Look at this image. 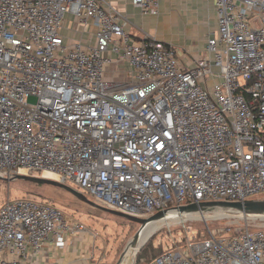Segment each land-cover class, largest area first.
Here are the masks:
<instances>
[{
	"label": "built area",
	"instance_id": "2783aa9c",
	"mask_svg": "<svg viewBox=\"0 0 264 264\" xmlns=\"http://www.w3.org/2000/svg\"><path fill=\"white\" fill-rule=\"evenodd\" d=\"M208 1L216 30L183 64L101 0H0V176L51 173L141 218L264 194V0ZM130 3L160 13V0ZM66 14L94 27L93 43L65 41ZM238 214L244 226L186 236L143 264H264L260 215ZM81 236L93 238L45 200L0 205V264H37L46 243Z\"/></svg>",
	"mask_w": 264,
	"mask_h": 264
},
{
	"label": "rangeland",
	"instance_id": "374dc122",
	"mask_svg": "<svg viewBox=\"0 0 264 264\" xmlns=\"http://www.w3.org/2000/svg\"><path fill=\"white\" fill-rule=\"evenodd\" d=\"M151 27L154 33H158L159 30L161 34L163 33L178 43L184 40L188 29L193 27V24L185 20H175L172 17H169V20L161 17L160 23L156 27L155 24ZM120 74L126 76L127 73ZM13 197L45 200L61 208L67 216L84 224L93 236L89 243V251L85 256H88L87 262L91 264H125L129 253L128 242L139 229L138 223L89 206L59 188L46 185L37 186L22 180L10 182L0 180V205L7 198ZM249 198L264 199V194ZM93 201L102 204L98 200ZM202 215L199 213L184 216L176 215L155 222L153 227H148L141 236L138 245H142L139 247L132 264L148 261L151 257L168 249L170 245L185 239L186 236L204 235L209 230H228L245 225L239 214L231 210L217 209L206 211ZM252 225H264V215L257 217Z\"/></svg>",
	"mask_w": 264,
	"mask_h": 264
},
{
	"label": "crops",
	"instance_id": "0c3cea01",
	"mask_svg": "<svg viewBox=\"0 0 264 264\" xmlns=\"http://www.w3.org/2000/svg\"><path fill=\"white\" fill-rule=\"evenodd\" d=\"M104 6L107 3L118 10L125 19V30L133 38L140 39L144 36L156 37L157 39L171 44L176 49L177 57L183 64H189L192 59L199 57L204 50L207 36L216 30V10L214 3L208 0H160V13L158 16L142 15L134 7L130 0H101ZM161 17L169 20H185L193 24L188 29L184 40L173 41L170 37L161 34L158 30L153 32L151 26L155 27L161 21ZM94 27L86 26L76 20L72 14H66L61 33L65 41H80L88 44L93 43ZM110 77V75H107ZM91 240L86 237H76L67 240L64 248H55L51 242L45 244V250L36 260L37 264H91L84 260L89 251Z\"/></svg>",
	"mask_w": 264,
	"mask_h": 264
},
{
	"label": "water",
	"instance_id": "95a60500",
	"mask_svg": "<svg viewBox=\"0 0 264 264\" xmlns=\"http://www.w3.org/2000/svg\"><path fill=\"white\" fill-rule=\"evenodd\" d=\"M29 101H35L34 97H29ZM0 180L4 181H15V180H22L26 182L36 183V184H42L47 186H52L55 188H59L61 190H64L68 193H70L72 196H74L76 199L88 204L89 206H92L94 208L100 209L105 212H109L111 214L126 218L132 222L138 223L139 229L135 232L133 237L129 240L128 245H131L132 247L137 245L138 238L140 231L150 222L153 221H159L163 218L167 217L166 212L164 210L158 211L157 213L147 217V218H141L136 216H131L125 213H122L120 211H116L107 207H104L100 204H97L96 202L88 199L85 195L82 193L74 190L73 188L58 182L56 180L45 178L43 176L39 175H33V174H22V173H16L13 174L11 177H2L0 176ZM177 212L180 215L183 214H192V213H201L203 214L206 211H214L217 209H226L231 210L236 213L240 214H251V215H264V199H247L244 201H236V202H230V201H207V202H199L191 203L187 205H181L176 207Z\"/></svg>",
	"mask_w": 264,
	"mask_h": 264
},
{
	"label": "bare ground",
	"instance_id": "6f19581e",
	"mask_svg": "<svg viewBox=\"0 0 264 264\" xmlns=\"http://www.w3.org/2000/svg\"><path fill=\"white\" fill-rule=\"evenodd\" d=\"M22 174H24V173H22ZM42 176L45 177V178H50V179H55V178H56V175L51 174V173H43ZM199 214H201V213H199ZM176 215L182 216V215H180L177 211H171V212L168 213L167 217H166L165 219H163V220H166V219H168V218L174 217V216H176ZM201 215H202V214H201ZM202 216H204V215H202ZM200 217H201V216H200ZM159 221H162V220H159ZM155 222H158V221H153V222L148 223V224H147V225H146V226L140 231L139 238H138V242H137V245H136V246L132 247L131 245H129V253H128L127 260H126L125 264H132L133 259H134L135 255H136V253H137L139 247L142 245V244H141V245H138V244H140L141 236L145 233V230H146L148 227H153V225H154ZM151 232H152V231H151ZM145 236H146V235H145Z\"/></svg>",
	"mask_w": 264,
	"mask_h": 264
},
{
	"label": "trees",
	"instance_id": "16d2710c",
	"mask_svg": "<svg viewBox=\"0 0 264 264\" xmlns=\"http://www.w3.org/2000/svg\"><path fill=\"white\" fill-rule=\"evenodd\" d=\"M35 185H37V186H40V185H42V184H36V183H34ZM47 186V185H46ZM141 264H143V263H141Z\"/></svg>",
	"mask_w": 264,
	"mask_h": 264
}]
</instances>
